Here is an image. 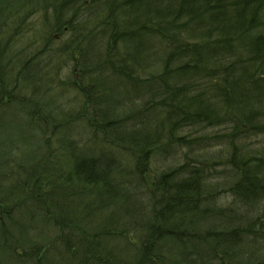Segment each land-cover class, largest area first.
I'll list each match as a JSON object with an SVG mask.
<instances>
[{
  "label": "trees",
  "instance_id": "trees-1",
  "mask_svg": "<svg viewBox=\"0 0 264 264\" xmlns=\"http://www.w3.org/2000/svg\"><path fill=\"white\" fill-rule=\"evenodd\" d=\"M14 3L0 264H264V0ZM61 127L52 164L34 143Z\"/></svg>",
  "mask_w": 264,
  "mask_h": 264
},
{
  "label": "rangeland",
  "instance_id": "rangeland-1",
  "mask_svg": "<svg viewBox=\"0 0 264 264\" xmlns=\"http://www.w3.org/2000/svg\"><path fill=\"white\" fill-rule=\"evenodd\" d=\"M12 2H15L14 4H16L17 2H19V0H11ZM29 10H26V11H24L22 14H24V20H29L30 19V17H31V15L32 14H30L29 13V15L27 14V12H28ZM35 17H36V15H34ZM262 18H263V20H264V13L262 14V16H261ZM30 21V20H29ZM26 25V24H25ZM25 25H24V27H21L20 28V32H19V34H21V35H27L26 33H29V32H31V29H29V28H26L25 27ZM36 30L39 32V30L37 29V22H36ZM50 76H52V75H50ZM22 91H24L25 92V97L26 98H29V99H32V100H34V101H37V100H39V98L38 97H40V99H41V101L42 102H44V99L42 98L43 97V95H44V92L42 91V93L41 94H39V93H37V96H35V95H33V93H32V91H31V89L30 88H28V87H22V89H21ZM66 95V97H64V101H65V103L67 104L68 102H70V100H71V98L72 97H70L69 95H67V94H65ZM46 96V95H45ZM46 99H47V96H46ZM40 101V100H39ZM4 102H5V104H8V102H9V99L8 98H5L4 99ZM72 106L70 107V108H68L67 110H66V113L67 114H70L71 112H73V111H75V105L74 104H71ZM5 106L6 105H3V107L5 108ZM39 107H41L40 105H38ZM43 106L44 107H47L46 106V101L43 103ZM48 108V107H47ZM41 109H43L42 107H41ZM63 115H65V110L63 111ZM87 116L86 115H84V114H82L81 116H80V123H82V122H84L85 121V118H86ZM91 122L93 121V119H89ZM72 123V121L71 122H69L68 123V126H70V124ZM83 124L84 123H82V124H79V122H78V124H76L77 125V127H81V129L82 128H84L83 127ZM68 132L69 131V128H60V130L59 131H57V132H51L52 134L49 136L50 137V139H51V142H50V145H49V143H48V145H47V143L46 144H44L43 146H42V142L44 141V138H46L44 135H39L38 137H36L37 138V140L38 141H36V143H34L33 141H31V144H35L36 146H35V148H37L38 150L40 149V151H42L41 152V155H42V157H44V159L46 160L47 158H49V156H51V159H50V161H51V163L53 164V163H57V161H55V159L56 158H59L60 159V161H64L65 162V160L67 161L68 160V157L66 156V154H65V151H63V152H61L62 150H63V148L61 149V145H59L58 144V142H60L61 141V138L62 137H60V135H61V133H63V132ZM81 132V130H78L77 132H75V133H77V134H79V136H73V131H72V136L73 137H78L79 139H85L88 135H87V133L84 131L82 134L80 133ZM48 137V138H49ZM42 138V139H41ZM60 150V153H59V150ZM58 154L59 155H61L60 157L58 156ZM64 156V157H63ZM41 157V158H42ZM62 157H63V159H62ZM45 177H46V174H45ZM36 182L37 184H39L40 185V187L42 186V185H44L45 183H41V178L40 177H38V178H35V179H33V180H31V182ZM37 185H34L33 187L35 188Z\"/></svg>",
  "mask_w": 264,
  "mask_h": 264
}]
</instances>
